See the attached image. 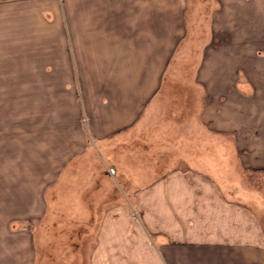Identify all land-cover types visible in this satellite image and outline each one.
Returning <instances> with one entry per match:
<instances>
[{
	"label": "crops",
	"instance_id": "obj_1",
	"mask_svg": "<svg viewBox=\"0 0 264 264\" xmlns=\"http://www.w3.org/2000/svg\"><path fill=\"white\" fill-rule=\"evenodd\" d=\"M222 1L226 2L227 0ZM230 1L241 4L248 2V0ZM254 1L264 2V0ZM54 3L55 6L50 5L48 10L53 8L58 10L59 6L56 4V0ZM179 4H183V0H64L63 21L66 34L63 41L66 49L63 55L57 54L58 49L53 48L51 43L45 45L44 48L39 47L35 41L40 38V29L35 30L27 24L30 18L34 23H37L35 19L41 21L40 12L44 10L45 4L38 0L28 7L23 4L18 5L17 15H20L25 26L24 29L18 28V30L28 33L29 36L35 33L37 37L31 41L33 44L25 43L12 50L16 51V56L22 57L21 59L17 58L13 61L7 58L1 59L0 64L7 61L13 68H16V71L13 75H0V98L3 93H16L19 99L42 100L47 97L52 98L51 95H54L53 93L58 89H62L68 94L72 93L70 84L71 81L73 82L72 52L74 49L77 51L80 61L85 62L82 65L87 61L92 66L93 72H97L100 67L112 66L113 68L116 65L119 82L115 89L118 94L115 101L109 103V98L106 95L100 96V94L97 96L96 102L92 100V104L97 110H104L100 112L111 116L107 120L103 119L107 122L108 128L104 127L100 131L106 128L109 133H125L123 136H116L115 142H113L115 144L111 145L127 144L128 147L118 148L111 157L107 156L108 162L112 161L113 164L115 186L119 193L124 189L128 190L129 197L133 198L132 203L140 209H163V206L167 205L172 211L180 212L172 213V218H180V220L183 218L184 223L190 224V227L187 228L185 224L175 225L172 221L170 229L154 228L153 238L151 237L150 240V243L153 240L154 245H148V250L150 247L151 250L147 253L153 257L157 252L160 254L162 262L153 264H264V248L259 243L260 238L263 237L256 227H251L248 213L244 212V210H248L249 200L253 203L255 199H258V204L262 203L259 201V197L257 198L258 190L253 191L234 182L232 177L238 178L234 172L224 174L229 171L227 164L232 162L231 157H234L239 165V170L242 171L238 173L239 176L246 172L264 173V117L260 120V125L250 124L248 118L250 102L255 103L251 110L257 108L258 112H261L259 114L264 115V54L260 53L252 58L251 61L255 69L248 77H244L246 79L244 84L242 81L238 83L236 78L233 79L230 75V77L221 78L223 79L221 83L227 88L226 98L228 99V102L221 106H217L215 91L205 88L200 80L202 78L204 82H210V84H214L215 81L218 83V78L215 76L216 69L209 70L210 76H207L204 68L207 64L210 68L220 67V64L215 59L206 58L203 60V63L206 64H203L202 70V60H200L199 79L195 81L198 87L201 86L206 91L205 100L208 101L206 100L202 106L199 97L195 96L194 92L192 107L180 108L175 113L170 112V116H167L169 115L168 108L165 111H163V106L158 109V103L160 104L161 101L164 75L169 69L174 51L184 41V38L181 37L172 52L173 47L170 44L169 33L172 38L182 30V24L180 25L178 22L179 18L182 21L181 16L184 11L180 10L179 12ZM1 9L4 11V6ZM32 9L35 10L31 13ZM257 9L253 13H256L261 19L264 18V7H257ZM35 12H37L36 16ZM27 14H31L29 18H26ZM1 15L0 21L8 20L9 15H2L3 17ZM261 24L262 22L260 26ZM1 27L3 28V25ZM51 29H48L49 32ZM158 29H160V34H154V31ZM256 35L258 46L264 50V36L259 32ZM153 36L163 40L160 46L155 44L156 55L161 54L158 57L160 62L157 58L154 63L155 67H152L148 61L143 63L147 57L149 59L152 57ZM53 39L57 45V39L54 37ZM7 48L10 47L0 49L4 51ZM138 60L143 61L140 62L142 66L135 70L134 66L137 65ZM159 63L161 64L159 65ZM147 64L150 67V75L147 78L144 75L138 79L140 86L137 90L136 83L130 79L142 75L144 73L142 70L146 71ZM230 66L232 67V64ZM211 78L212 80H210ZM248 87L252 91L251 96L246 92ZM137 94H139V98L135 99ZM140 106H142L141 109ZM108 107H112V110L118 113L109 114ZM83 108L85 109L84 105ZM146 110L148 112L144 114ZM43 111L42 114L46 113L48 108H44ZM129 113H131V117H127ZM176 113L191 117L178 120ZM16 114L21 116V121L26 128L32 127L31 125L42 127L45 124L42 121L37 124L29 122L31 115H36L33 110H17ZM54 115L58 116L59 112H55ZM55 123L56 121L53 122V124ZM16 125L21 126L17 123ZM6 127H10L8 123L0 122V130H6ZM139 128L141 131L138 132ZM133 131L135 135H132ZM105 134L108 132L101 135ZM100 136L98 135V137ZM227 136L232 137V140L230 141L231 138L228 139ZM6 144L2 148L3 153L0 154V166L4 164L3 158H8L4 153L7 151ZM73 156L75 155H72L71 152L67 161L65 157H60L59 162L58 159H55L53 166L50 165L46 169L48 175L42 177L39 184L40 194L37 192L38 210L35 208V203L30 204L28 200L29 207L33 209V212L30 210L28 214L21 213L25 211L24 209L18 210V206L23 205L21 203L16 204L17 211L11 215L2 214L4 218L1 224L7 226L5 230L6 234L10 233L9 238L18 236L10 232L8 224L12 221H32L30 230L21 234L22 237L27 236L25 239L28 249L25 250V245V255L22 251L25 264L41 263L42 254L38 253L40 241L35 228L44 221L45 212L51 209L54 202L52 201L54 195L46 199L45 190L48 184L53 186L51 191L54 190L58 181V175L55 174L66 171L68 165L77 159H74L76 156ZM126 162H128L127 167L124 165ZM223 169L225 171L221 173L220 171ZM71 179L69 176L67 177L69 182ZM143 180H145L144 183ZM203 180L208 186L204 191L201 189L206 198H202L199 194L200 182ZM85 188L87 194L91 187L85 186ZM213 192L215 196H221L223 192L227 196L235 198V202H225L224 199L219 198H212L213 200L210 202H205V199L209 195H213ZM83 193L84 191L81 192L82 195ZM113 193H116V189L113 190ZM262 193L264 192L262 191ZM109 195L110 198L115 196L110 193ZM140 196H144L145 199L152 198L141 203ZM102 199L98 197L96 202L99 203ZM3 202L0 203L1 213H4L1 208ZM46 203H48V207ZM86 203L87 201L82 206L86 208L89 206V209L85 208L87 214L90 211L87 222L90 223L94 219L96 224L95 212L98 211V207L96 208L98 203H94L93 206ZM200 203L203 206L199 207ZM101 205L102 203H99L98 206L101 207ZM199 210L207 224V229L198 230L194 227V219L198 217V214L195 213H198ZM53 218L55 217L53 216ZM61 220L64 223H59ZM51 222L57 224L55 219ZM57 222L59 223L57 224L58 228L67 226L66 224H69L70 220L60 219ZM78 224H81L80 228L83 232V227H86L83 225V219H78ZM57 228L56 226L51 228V233L56 232ZM82 232L80 233L85 234ZM51 235L55 241H60V236ZM46 236L44 235V239H48ZM153 247L156 248L155 251ZM109 253L114 259L116 258L112 251ZM2 262L7 264L9 261L0 255V264ZM11 264L14 263L11 262ZM145 264H152V262Z\"/></svg>",
	"mask_w": 264,
	"mask_h": 264
},
{
	"label": "rangeland",
	"instance_id": "obj_2",
	"mask_svg": "<svg viewBox=\"0 0 264 264\" xmlns=\"http://www.w3.org/2000/svg\"><path fill=\"white\" fill-rule=\"evenodd\" d=\"M35 1L38 0H0V7L3 8L4 6V11L0 8V15H9L8 20L0 21V48L10 47L4 51L0 49V63L1 59L6 58L11 61L17 58L21 59L22 57L16 56L17 52L12 50L25 43L33 44L31 41L37 37L35 33L29 36L28 33L18 30V28L24 29L25 26L20 15H17L18 5L23 4L28 7ZM39 1L45 4L44 10L40 12L41 21L35 19L37 24L30 18L27 23L31 26L30 28L40 29V38L35 43L43 48L51 43L53 48L58 49L57 54L63 55L66 49L63 41L66 34L65 22L63 21L64 0H56V4L59 6L58 10L54 8L48 10L50 5L55 6L54 0ZM257 7H264V2L248 0L247 3L241 4L230 0L226 2L222 0H183V4H179V12L180 10L184 11L181 16L182 21L179 18L178 22V24H182V30L172 38L171 33H169L170 44L173 47L172 52L181 37L184 38V41L174 51L169 69L164 75L158 109L161 106L164 107L163 111L168 108L167 113L169 115L167 116H170V112L175 113L180 108L192 107L194 92L203 106V103L207 100H205L206 91L201 86L198 87L195 80L199 79L200 60H202V65H200L203 70V64H206L203 63V60L206 58L215 59L220 64V67L217 68H210L208 64L204 68L207 76H210L209 70L216 69L215 76L218 78V83L215 81L214 84H210V82H204L200 78L202 85L215 91L217 106L225 105L228 102L226 98L227 88L224 87L221 81L230 75L233 79L236 78L238 83L242 81L244 84L246 80L244 77H248L255 69L251 61L252 58L264 51L263 48L258 46L257 42V32L264 36V18L261 19L256 13H253L258 10ZM34 10L32 9L31 13ZM34 14L36 16L37 12ZM30 15L27 14L26 18H29ZM32 18L34 19L33 14ZM1 25H3V28ZM49 28H52L50 32ZM159 31L160 29L154 31V34L159 35ZM53 37L57 39V45ZM161 43H163L161 38L153 36L154 51L152 57L150 59L147 57L144 62L138 60L137 65L134 66L135 70L142 66L140 62L147 63L148 61L152 67H155L154 63L161 55H156L157 47L155 44L160 46ZM2 52L4 53L2 54ZM45 58H48V56H45ZM72 58L73 82L71 81L70 84L72 93L69 92L68 94L63 92L62 89H58L57 92L53 93L54 95H51L52 98L47 97L42 100L36 98L19 99L16 93H3L2 98H0V122L8 123L10 126L6 127V130H0V154L3 153L2 148L7 143V151L4 153L8 156V158H3L4 164L0 166V203L4 201L1 204L4 213L0 212V255L7 258L9 261L7 264H11V262L25 264L23 255H25V250L28 249L25 239L27 236L22 237L21 234H25L26 230H30L29 227L32 226V221H12L8 224L10 225V232L18 236L17 238H9L10 233L6 234L5 230L7 226L1 224L4 218L2 214L11 215L17 211L16 204L21 203L23 205L18 206V210H25L21 213L28 214L30 210L33 212V209L29 207V202L30 204L35 203V208L38 210L39 184L42 177L48 175L46 169L50 165L53 166L55 159H58L59 162L60 157H65L67 161L72 152V155L76 156H73L74 159H77H73L74 161L69 164L70 166L68 165L66 171L55 174L58 175V181L53 191H51L53 186L49 184L45 190L46 199L54 195L52 201L55 203L53 202L51 205L52 210L45 212L44 221L35 228L40 241L38 253L45 256L40 257V264H145L150 261L153 264L162 262V258L157 252L153 257L147 253L151 250V247L148 250V245H154L153 240L150 243L154 228L170 229L171 224H173L172 221L175 225L185 224L187 228L190 227V224L184 223L183 218L181 220L180 218H172V213L178 214L180 212L177 210L172 211L170 206L165 205L163 209H140L132 203L133 198L129 197L128 190L124 189L119 193L113 179V164L112 161L108 162L107 156L111 157L118 148L128 147L127 144L121 143V145H111L115 144L113 142H115L116 136L120 137L125 133H109L106 128L100 131L107 127V122L103 119L107 120L111 116L101 113L100 111L104 110H97L92 104L93 101L96 102L95 100L99 94L100 96L106 95L109 98V103L115 101L118 95L115 89L119 82V76L116 75V65L113 68L112 66L100 67L97 72H93L92 66L87 61L86 64L82 65L85 62L80 61L75 49L72 52ZM158 62H160V58H158ZM15 71L16 68H13L7 61L0 64V75H13ZM142 72H144L142 75L130 79L136 83L135 88L137 90L140 86L138 79L141 76L145 75L147 78L150 75L149 64L146 66V71L143 69ZM246 90L251 96V89L248 87ZM137 98H139V94L136 95L135 99ZM254 106L255 103L250 102L249 123L260 125V120L264 115L261 116L259 114L261 112H258L257 108L251 110V107ZM40 107L43 108L40 110ZM44 108H48V111L42 114ZM141 108L142 106H140ZM140 109L139 111H141ZM17 110H33L36 115H31L29 122L37 124L42 121L45 124L42 127L31 125L32 127L26 128L21 121V116H17ZM108 110L109 114L118 113L112 110V107H108ZM57 111L59 115L55 116L54 114ZM129 111L131 112V110ZM147 112L148 110L144 114ZM176 116L178 120L191 117L177 113ZM127 117H131V113ZM125 120L128 121L129 119ZM54 121H56L55 124H53ZM16 123L21 126H17ZM137 131L139 132L141 129L139 128ZM104 132H108V134L101 135ZM132 133V135H135L134 131ZM98 135L101 136L98 137ZM227 137L228 139L231 138L230 141L232 140V137ZM231 158L232 162L227 164L229 171L224 173L225 169H223L220 172L225 175L228 172H234L238 175V178L232 177L234 182H238L240 186L242 184L250 190H258L257 198L259 197V201L262 203L258 204V199H255L253 203L249 200L248 210H244V212L245 214L248 213L251 227H256L261 232L262 236H260L263 238H260L259 243L264 248V193H262V191L264 192V173L246 172L241 177L238 173L242 171L239 170L237 161L234 157ZM124 165H128V162ZM68 176L72 178L70 182L67 180ZM138 176L140 175L138 174ZM227 177L229 178V176ZM144 182L145 180H143ZM200 183V192L199 190L198 192L202 198H206L201 189L204 191L208 186H206L205 180ZM85 186L91 187L88 188L87 194V189H84ZM98 189L99 192L97 193ZM114 189H116L115 194L113 193ZM82 191H84L83 195L81 194ZM109 193L115 196L110 198ZM222 195L215 196L213 192V195H209L205 202H210L214 198L224 199L225 202H235V198L233 199L223 192ZM97 196L103 198L99 201V203H102L101 207L96 202ZM40 197L43 199L42 195ZM140 197L141 203L152 198ZM86 201V204L91 206L98 203L96 206L98 211L95 212L96 224L93 217H91L92 222H87L90 211L87 214L86 207L82 206ZM46 205L48 207V203ZM201 206L203 205L200 203L199 207ZM86 209H89V206ZM199 212L200 210L195 213L198 214V217L194 219V227L198 230L207 229L204 217ZM53 219L56 220L57 224L64 223L62 220L58 223L57 220L60 219H69L70 223L66 224L67 226L57 228V224L51 222ZM78 219L84 221L83 225L86 227H83V231L85 234L80 233L81 224H78ZM47 226L51 228L56 226L57 235L61 237L60 241L54 240L51 235V228ZM44 235H48L46 236L48 239H44ZM154 249L156 248L153 247ZM22 251H24L23 255ZM109 251H112L113 256H116L115 259ZM4 263L2 262V264Z\"/></svg>",
	"mask_w": 264,
	"mask_h": 264
},
{
	"label": "trees",
	"instance_id": "obj_3",
	"mask_svg": "<svg viewBox=\"0 0 264 264\" xmlns=\"http://www.w3.org/2000/svg\"><path fill=\"white\" fill-rule=\"evenodd\" d=\"M79 231V230H78ZM80 232H82V228H80ZM84 232V231H83ZM51 234H54V235H56L57 234V232H52ZM49 243V242H48ZM111 244V243H110ZM109 244V245H110ZM110 248V247H109ZM111 252V251H110ZM48 258H50V257H48Z\"/></svg>",
	"mask_w": 264,
	"mask_h": 264
},
{
	"label": "flooded vegetation",
	"instance_id": "obj_4",
	"mask_svg": "<svg viewBox=\"0 0 264 264\" xmlns=\"http://www.w3.org/2000/svg\"><path fill=\"white\" fill-rule=\"evenodd\" d=\"M262 53V52H261ZM263 54H264V51H263Z\"/></svg>",
	"mask_w": 264,
	"mask_h": 264
}]
</instances>
